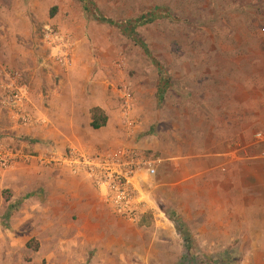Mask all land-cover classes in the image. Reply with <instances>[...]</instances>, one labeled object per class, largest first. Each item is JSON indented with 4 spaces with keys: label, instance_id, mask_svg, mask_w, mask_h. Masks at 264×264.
I'll return each instance as SVG.
<instances>
[{
    "label": "rangeland",
    "instance_id": "1",
    "mask_svg": "<svg viewBox=\"0 0 264 264\" xmlns=\"http://www.w3.org/2000/svg\"><path fill=\"white\" fill-rule=\"evenodd\" d=\"M228 2L229 0H0V26L31 27L35 30L34 33L26 31L28 35L12 33V37L25 47L21 50L26 59L31 63H38L37 67L42 73L49 69L53 71V77H58L56 87L76 88L78 98L90 93L92 83H98V90L103 92L104 99L111 101L120 119L121 91L130 90L134 99L131 119L135 121L134 126L136 122L143 123L145 136L150 129L147 122L150 115L148 110L156 107L157 119L164 120L165 105L173 100V96H167L166 79L172 80V87L176 90L181 86L196 87L194 82L198 80L185 79L187 74L194 77L202 72L215 74L216 80H206V88L210 91L212 87L219 86L220 81L227 85L246 81V89L249 90L247 95L252 94L254 102L251 117L247 120L249 132L243 137H248V143L237 142L235 149L238 151L249 148L254 133L264 131V54L259 35L260 27L264 26V6L256 16L244 17L234 6L227 7ZM238 2L242 4L247 1L235 0V5ZM52 12L55 14L53 18ZM162 13H166L167 17H160ZM51 32L59 34V41L52 40L49 36ZM18 56L21 54L18 53ZM57 57H65L69 62L63 65ZM46 64L48 69L43 66ZM68 73H73L75 79L60 80L61 74ZM23 84L27 87L29 82L23 78ZM170 92L172 91L169 90ZM174 99L176 101L175 97ZM162 133L161 136H165ZM6 138L1 135V142L21 150L33 159L36 157L31 148H21L17 143L8 142ZM192 142L196 143L197 140L194 138ZM142 153L162 159L159 154L149 151ZM31 161L22 166H31ZM241 163L240 166L257 169L260 174L259 182L255 179L251 181L252 186L245 200L253 201V237L249 239H255L253 241L258 246L264 247V207L257 205V201L264 200L262 166L253 161ZM38 166L47 170L55 168L40 163ZM22 168L0 170V264L245 263L246 256L243 254L233 255L231 252V255L209 256L198 254L202 251L200 249L176 255L167 254L171 251L169 249L162 254L164 249L151 248L145 250L144 255L119 256L116 253V232H128L130 229L143 232L145 237L142 243L147 244L153 230L152 221L148 227H142L147 226L146 222L143 223L145 225L137 226L110 210L112 224H107V228L105 223L95 225L91 236L87 235L85 238L78 232L86 228L88 230L90 226L69 223L67 220L63 223L54 222L51 218V203L43 201L39 191L28 194L32 197L27 204L29 206L23 204L24 200L16 199L14 184H11L14 178L9 175L20 170H32ZM51 181L50 179V183ZM32 184L35 188L36 182ZM98 227H101L102 232L97 231ZM184 228V225L181 226L182 231ZM183 234L186 236L188 233ZM245 234L248 243L250 233ZM187 242L189 246L192 244L190 240ZM238 242L244 245L245 240ZM236 251L244 252L241 249ZM248 258L260 261L258 256Z\"/></svg>",
    "mask_w": 264,
    "mask_h": 264
},
{
    "label": "crops",
    "instance_id": "2",
    "mask_svg": "<svg viewBox=\"0 0 264 264\" xmlns=\"http://www.w3.org/2000/svg\"><path fill=\"white\" fill-rule=\"evenodd\" d=\"M246 1L235 5V0H229L226 5L234 6L244 17L256 16L264 6V0ZM26 31L34 33L35 30L0 26V85L5 70L17 72L29 82L28 100L23 109L33 117L32 123L20 124L13 112L3 109L0 89V136H6L8 142L17 143L21 148H31L36 154L31 166H18L31 171L20 170L9 175L14 178L9 184H14L16 199L24 200L23 204L29 206L32 197L28 194L39 191L41 199L51 203L53 221L67 220L90 226L78 232L86 238L91 236L95 225L105 223L108 227L113 218L110 209L85 176H74L65 168L42 169L38 166L39 159L47 154L62 156L68 148L91 154L120 147L149 151L162 159L156 176L142 174L135 183L145 203L144 214L136 225L148 227L152 221L153 230L147 244L142 243L143 232L117 231V255H144L151 248L164 249L162 254L169 249L167 254L182 255L200 249L198 254L221 256L232 252L245 255L244 264H264V247L249 239L253 237V201L245 200L251 181L259 182L260 174L257 169L240 166L248 160L244 150L235 149L237 142L248 143V137H243L249 132L247 120L251 117L254 97L247 95L246 81L237 85L220 81L210 91L206 80H216L215 74L202 72L195 77L187 74L185 79L198 80L194 82L196 87L181 86L176 90L172 80L166 79L167 96H173V100L165 105L164 120L157 119L156 107L148 110L150 129L147 125L149 132L145 136L142 122H136L135 126L124 124L111 101L104 99L103 92L98 90V83H92L90 93L79 98L74 87H56L58 77H53V71L42 73L38 63H31L24 56L21 49L25 47L12 37V33L28 35ZM43 66L49 68L48 64ZM61 76L60 80L75 79L73 73ZM93 108H100L108 118L107 125L99 130L91 127ZM162 132L165 136H161ZM194 138L196 143L192 142ZM259 202L258 207H264V200ZM247 225L250 226L247 228ZM97 231L102 232L101 227ZM184 232L188 234L184 236ZM245 232L250 233L248 243ZM187 240L192 241L190 246ZM244 240V245L239 244L238 241ZM239 249L244 252L236 251ZM256 256L260 261L248 258Z\"/></svg>",
    "mask_w": 264,
    "mask_h": 264
},
{
    "label": "built area",
    "instance_id": "3",
    "mask_svg": "<svg viewBox=\"0 0 264 264\" xmlns=\"http://www.w3.org/2000/svg\"><path fill=\"white\" fill-rule=\"evenodd\" d=\"M259 35L264 54V26L260 27ZM49 36L52 40L59 41L58 33L51 32ZM57 58L63 65L69 62L65 57ZM2 76H4V81L0 89L3 109L13 112L20 124L32 123V115L23 109L28 100L23 77L9 70H5ZM120 98L122 121L127 126H133L135 121L131 119V116L134 99L131 91L123 89ZM241 150L245 151L244 154L248 161L258 162L262 166L264 174V131L254 133L249 148ZM31 160L33 157L25 155L19 149L9 147L0 140V170H11L28 164ZM39 163L47 167L65 168L74 176H85L92 182L106 206L116 216L129 223L137 224L144 214L145 203L141 200V193L135 183L142 174L154 177L160 160L133 148L120 147L93 154L68 148L62 156L47 154L41 157Z\"/></svg>",
    "mask_w": 264,
    "mask_h": 264
},
{
    "label": "trees",
    "instance_id": "4",
    "mask_svg": "<svg viewBox=\"0 0 264 264\" xmlns=\"http://www.w3.org/2000/svg\"><path fill=\"white\" fill-rule=\"evenodd\" d=\"M166 12V11H164ZM55 14L52 12L51 17L53 18ZM160 17H167L166 13L160 14ZM92 114V124L91 127L94 130H99L107 125L108 118L103 110L100 108H93L91 111Z\"/></svg>",
    "mask_w": 264,
    "mask_h": 264
}]
</instances>
